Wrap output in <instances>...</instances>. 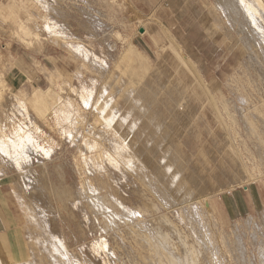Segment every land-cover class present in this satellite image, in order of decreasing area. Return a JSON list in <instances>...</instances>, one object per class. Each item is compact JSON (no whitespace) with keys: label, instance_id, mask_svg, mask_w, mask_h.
Segmentation results:
<instances>
[{"label":"rangeland","instance_id":"374dc122","mask_svg":"<svg viewBox=\"0 0 264 264\" xmlns=\"http://www.w3.org/2000/svg\"><path fill=\"white\" fill-rule=\"evenodd\" d=\"M263 33L239 0H0V131L33 120L48 151L22 173L0 161L21 255L33 219L66 264H130L113 234L143 256L127 230L174 245L166 216L198 264H264Z\"/></svg>","mask_w":264,"mask_h":264},{"label":"bare ground","instance_id":"6f19581e","mask_svg":"<svg viewBox=\"0 0 264 264\" xmlns=\"http://www.w3.org/2000/svg\"><path fill=\"white\" fill-rule=\"evenodd\" d=\"M239 2L248 10V13L252 18H259L264 26V0H239ZM256 22H258V20H256ZM85 96L86 94L81 92L76 97L79 102L83 104ZM73 106L74 105L71 104L70 101L64 102L58 106V109L55 110V114H53L56 115L53 117L56 123L59 124L67 122L72 118L73 114L76 116L77 110ZM113 126L115 130L112 129L111 132L114 131L115 133L118 131L120 125L113 124L109 128ZM16 128L17 131H15L14 128V134L12 135H5L0 131V161L6 162L9 166H14L19 173H22V171L26 169L29 164H31V159L37 161L38 154L44 153L45 155H48V151H45L43 147H40L37 144V138L34 137V135L39 131V127L35 124V122H33V120H30L29 123H26L25 125L21 123ZM137 135L138 134H136L130 142V147L134 152H136L134 150V146L137 144V140H135L137 139ZM124 148H126V146L116 143L110 148V150L107 151L108 162L111 166H113V168L115 167V164L118 165L119 163L117 157L118 151ZM135 149L138 150L136 147ZM28 172L29 174L25 175L23 173L18 181L22 187L25 188L30 187L31 183H34V187H36L35 189H38L39 197H44L43 189H46L45 183L41 179H38L37 176L39 177V175H41L43 177L45 171L43 170L37 174L36 171L30 169ZM95 207L97 209L103 208L98 205ZM160 219L167 222L171 226L172 234L176 239L174 245H172L173 243H170L171 236L168 233L163 232L158 226L155 225L151 230H145L139 224H135L127 230V232L134 238V242L138 245L140 250L144 252L143 256L141 254H132V252L129 251V248L123 244L122 239L118 235H114L116 234L114 232L113 242H116L115 244H117L118 249L126 254L127 260L130 264H198L196 256L197 253L194 252L195 249L193 245L187 243L184 233L178 228V226L176 227L173 222H170L168 220L169 218L166 216H160ZM32 221L33 219H31L30 222V226L32 228L30 229L31 233L26 237L28 242L27 254L20 255L16 264H35L34 257H36V255L42 258L40 262H45L46 264H50L51 258H53L54 261L56 260L55 264H66L64 255H62L63 251L61 250V242L59 240L52 241L44 238L42 232L32 224ZM165 243L172 249L173 252H177V256L179 258L172 255V252L170 251L171 249L166 247ZM100 245L102 249L107 250V246L104 242Z\"/></svg>","mask_w":264,"mask_h":264},{"label":"crops","instance_id":"0c3cea01","mask_svg":"<svg viewBox=\"0 0 264 264\" xmlns=\"http://www.w3.org/2000/svg\"><path fill=\"white\" fill-rule=\"evenodd\" d=\"M18 226L15 209L7 199V193L2 190L0 191V264H16L22 254L19 240L15 238L19 233L16 231Z\"/></svg>","mask_w":264,"mask_h":264},{"label":"water","instance_id":"95a60500","mask_svg":"<svg viewBox=\"0 0 264 264\" xmlns=\"http://www.w3.org/2000/svg\"><path fill=\"white\" fill-rule=\"evenodd\" d=\"M139 33H141V34H142V33H143V29H140V30H139Z\"/></svg>","mask_w":264,"mask_h":264}]
</instances>
